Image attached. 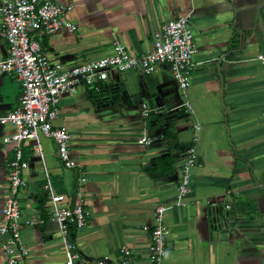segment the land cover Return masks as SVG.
Returning a JSON list of instances; mask_svg holds the SVG:
<instances>
[{"label": "crops", "instance_id": "crops-1", "mask_svg": "<svg viewBox=\"0 0 264 264\" xmlns=\"http://www.w3.org/2000/svg\"><path fill=\"white\" fill-rule=\"evenodd\" d=\"M53 1L73 6L68 17L76 30L35 38L45 54L66 66L110 55L116 44L146 53L153 32L180 16H189L196 53L186 93L164 65L155 76L110 71L104 84L110 90L98 97L85 84L61 97L56 126L68 129L70 155L79 167L64 168L56 144L43 135L42 156L34 153L36 141L24 144L29 168L22 219L44 223L25 225L28 255L21 264H68L45 185L50 177L58 193L75 197L82 171L88 178L87 224L71 236L78 264H152L144 229L153 225L158 205L175 200L191 148L198 156L191 191L183 207L165 214L171 237L164 264H264V66L258 59L264 56V0ZM2 25L0 13V60L8 56ZM22 93L15 75H2L0 113L16 109ZM143 104L157 119L150 125ZM14 131L0 126V222L14 157L3 137ZM144 135L157 140L140 145ZM1 249L0 243V264H7Z\"/></svg>", "mask_w": 264, "mask_h": 264}, {"label": "built area", "instance_id": "built-area-1", "mask_svg": "<svg viewBox=\"0 0 264 264\" xmlns=\"http://www.w3.org/2000/svg\"><path fill=\"white\" fill-rule=\"evenodd\" d=\"M3 36L8 44V56L0 60V77L15 75L23 84L19 106L7 114L0 113V126L12 125L14 133L3 137L5 145L13 146L14 157L9 166L8 192L2 208L0 222L1 250L7 264H21L28 251L23 242L25 225L36 227L44 220L36 217L26 224L22 217L21 192L27 186L24 176L29 162L24 157V144L36 141L33 148L36 156H42L40 136L53 141L58 155L66 169H76L79 164L72 159L69 151L71 135L65 126H56L60 115V100L64 94L75 95L76 88L85 84L97 87L109 80L110 71L128 72L139 70L148 76H155L161 66H168L179 88L186 93L191 85V72L196 46L190 28L189 16H180L167 21L152 34V48L146 53L136 55L121 44H116L112 54L74 66H66L53 61L45 54L36 36L38 33L52 35L58 31L74 32L76 25L68 15L72 5L53 0H0ZM258 59L263 63L264 56ZM143 117L152 110L142 105ZM185 108L191 112L189 103ZM157 137L144 135L139 144L151 146ZM198 163L194 148L188 149L182 164V177L175 200L160 204L154 211L153 225L146 226L149 233L148 253L152 264H164L168 254L167 245L171 231L165 224V214L174 207H183L184 198L191 191V169ZM88 178L85 172L79 173L78 192L73 195L58 193L47 178L45 189L48 193L50 215L58 223L60 239L65 246L68 264H78L79 255L71 242L74 231L87 224L83 188ZM120 252L131 257L132 252L122 248ZM95 264H108L106 259Z\"/></svg>", "mask_w": 264, "mask_h": 264}, {"label": "trees", "instance_id": "trees-1", "mask_svg": "<svg viewBox=\"0 0 264 264\" xmlns=\"http://www.w3.org/2000/svg\"><path fill=\"white\" fill-rule=\"evenodd\" d=\"M108 90H110L109 89V87L108 86H105L104 84H101V85H98L97 87H89V91H90V94L93 96V97H98V92H104V91H108ZM150 117V121L151 122H149V125H150V123H152V122H154V121H156L157 119L155 118V117H151V116H149ZM148 117V118H149ZM164 162H165V159L164 160H162V161H158L157 162V167H159V166H162V164H164Z\"/></svg>", "mask_w": 264, "mask_h": 264}, {"label": "water", "instance_id": "water-1", "mask_svg": "<svg viewBox=\"0 0 264 264\" xmlns=\"http://www.w3.org/2000/svg\"><path fill=\"white\" fill-rule=\"evenodd\" d=\"M224 65V64H223Z\"/></svg>", "mask_w": 264, "mask_h": 264}]
</instances>
